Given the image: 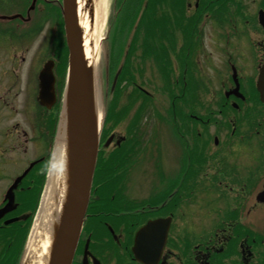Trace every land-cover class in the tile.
Segmentation results:
<instances>
[{"label":"flooded vegetation","instance_id":"1","mask_svg":"<svg viewBox=\"0 0 264 264\" xmlns=\"http://www.w3.org/2000/svg\"><path fill=\"white\" fill-rule=\"evenodd\" d=\"M29 1L30 6L36 1L35 11L38 5L43 8L42 3L54 7L52 12L58 13L60 26L64 20L63 0ZM232 1L203 0L201 6L200 0L198 7L196 2L179 18L169 17L170 38L176 45V51L169 48L172 81H178L177 66L182 61L188 62L195 42L185 24L192 20L195 26L206 10L216 8L214 5L220 2L229 5ZM9 2L14 10L7 5ZM0 6L8 10L0 13L1 185L12 178H7L6 171L20 163L22 154L28 156L26 160L34 154L40 130L38 118L24 119L25 123L29 121L28 132L15 118L21 102L22 68L17 49L21 35L14 25L23 22L22 16L24 20L30 19L20 12L21 0H0ZM248 6L254 9L258 6L256 15L250 13ZM243 7L249 17L245 24H239L242 12L235 13L233 7L224 14L209 17L208 29L214 38L210 44L201 39L197 56L205 53V61L195 71L208 72L216 78L219 75V92L210 94L209 101L214 106L210 118L197 121L202 126L188 121L173 124L175 130L169 135L175 137L176 143L171 144L177 146L167 150L169 155L174 154L170 159L175 157L174 161L166 162L163 180L151 174L146 116L128 118L125 135L119 130L102 132L107 137L101 144L92 194L72 264H264V103L257 87L264 67V26L259 24L264 0H245ZM46 13L50 15L47 8ZM52 36L55 35L49 38ZM213 55H217L218 62ZM142 56L140 53V64ZM241 59L247 63L245 69ZM235 71L238 88L233 80ZM142 74V82L147 84L158 80L149 62ZM137 86L143 90L141 84ZM216 111L221 117L214 118ZM37 160L45 162L44 157H36L28 167ZM36 166L19 185L18 199L25 188L36 185L34 175L42 173L41 167ZM18 176L14 175L10 183ZM13 213L0 223L12 218L8 216ZM169 217V238L161 248L156 220Z\"/></svg>","mask_w":264,"mask_h":264},{"label":"water","instance_id":"2","mask_svg":"<svg viewBox=\"0 0 264 264\" xmlns=\"http://www.w3.org/2000/svg\"><path fill=\"white\" fill-rule=\"evenodd\" d=\"M64 13L71 56H69V81L63 108L64 125L61 121L58 142L62 133V144L66 145L68 156V188L62 210L56 216L48 264L72 262L90 198L99 147L100 127L95 110L94 71L85 60L77 27L76 0H65ZM39 79H41L39 100L43 105L51 108L56 100L52 63L45 66ZM13 189L8 196L9 204L0 211V219L12 209L10 206L14 203ZM13 221H7L6 224ZM158 224L156 223V226ZM164 227L162 236H166L167 227Z\"/></svg>","mask_w":264,"mask_h":264},{"label":"rangeland","instance_id":"3","mask_svg":"<svg viewBox=\"0 0 264 264\" xmlns=\"http://www.w3.org/2000/svg\"><path fill=\"white\" fill-rule=\"evenodd\" d=\"M12 1V0H11ZM14 2H16V0H13ZM42 1V0H40ZM30 2L29 0H21L22 3V7L23 10H21L20 12L23 13L24 16H26V10L29 8L30 6ZM238 2L239 0H233L230 3V8L233 7L234 8V12H238ZM114 3L115 0H108V6H107V16H106V22H105V26L102 30V37L106 38L105 41H102V43L100 44V47L98 49V61H97V67H95L96 69V75H97V95L98 98L99 96H101L102 98H106V102H107V96L109 95V87L111 85V75H108V73L106 72V65L107 63H109V48L112 46V40H107V35H108V29L111 30V32L114 31V29L116 30V28H118L122 21V18H119L116 26H115V21H114V14H115V10H114ZM121 4L126 5V0H121L120 2ZM7 5L10 7V9H15L11 6V2L7 3ZM24 5H26L24 7ZM43 5V14L40 13V6H38L37 11H32L31 14L34 17L33 19L31 18L30 22L27 24L24 23H15L14 28L18 30V34L21 35L20 41H21V45L17 46V49L19 50L20 53H18V60L21 63V74H22V80H20V87H21V94L23 99L26 98V94H29V100L28 103L26 105V107L29 110V113H27L26 111L23 112L22 108H20L18 116L16 117V120L18 122H20L22 124L23 129L27 130V132L29 131L28 129V124L29 121L27 120V123H25V121L23 120V118H31V114L34 113L37 109H38V118L39 120L42 118H45L46 113L45 111H42L40 106L38 105V107L35 104V99H36V90H38V84H37V79H38V72H40L41 69H39L41 67V63L42 60L44 59V51H45V47L47 49L49 41V35L54 34L55 37L57 38V40L63 39V30H60L62 27V21H60V26L58 27V13L56 12L53 13L52 11L55 9L52 6H44ZM7 6V7H8ZM37 6V4H36ZM250 13L252 14L253 12H255L256 15V11H257V7L254 9L252 8V6H248ZM46 8H47V12H49L50 15H48V13H46ZM177 6H173L172 10L176 11ZM8 10L4 7V6H0V13L2 12H7ZM51 12V13H50ZM122 14V13H121ZM254 15V16H255ZM51 17L53 19H51ZM51 20V21H50ZM54 20V22H53ZM13 25V24H12ZM58 28V30H57ZM54 29V32H52V30ZM52 32V33H51ZM51 33V34H50ZM53 40L55 41V39L53 38ZM16 49V50H17ZM117 51V52H116ZM149 52V51H148ZM218 54V53H217ZM162 55L165 58L166 53L163 52ZM162 55L159 53H155L153 55V59H152V66L156 69V73H157V79H159L158 83L161 84V90L160 93L162 95H159L158 97H160V99H156V104L158 105V109L162 115V112L164 110V107H169V103L167 102V99H171L173 97V93H172V83H171V79L169 78L168 73L165 71L167 62L166 60H164V62L162 61ZM114 57L120 58V45L119 46H115V54H113ZM214 56V60L216 62H218V58L217 55H213ZM116 60H112V63H115ZM140 62V59L138 61H136L134 63V65H138V63ZM241 65L243 66V68L245 69V65L247 64L246 62H244V60H240ZM23 65V66H22ZM42 68V67H41ZM248 73H250L248 71ZM185 77V76H184ZM190 75L188 74V78L189 79ZM219 75L218 78L215 77L212 79V81H214V84H212L213 86V90L214 92L217 94L218 88L220 87V80H219ZM182 77L180 76V79ZM59 84L62 82L61 79L59 78L58 80ZM196 93L194 92V89H192V93L190 94V97L193 98L194 95ZM21 95H20V100L22 99ZM119 102V111L122 110V107L125 108L128 104V100L125 96L122 97V99H118ZM21 104L23 105L24 108V104L23 101L21 102ZM35 104V105H34ZM156 105V106H157ZM106 106V105H105ZM104 106V107H105ZM141 108L143 110H145V105L140 104ZM106 108V107H105ZM174 111L173 109L170 110L171 114L174 117ZM54 113H52L51 118H53L55 111H53ZM156 111L153 112H149V115H151L150 117L146 118V125H147V135H148V146L149 148V155L150 156V166H151V173H153V169L155 168V173L158 169L157 166H154V163L156 161H160V166L163 170V166L162 163H164V165H166V162H168V160L170 159L171 155H174L173 153L171 155H169L167 153V150L170 147H176L175 145H172L171 143H176V141H173L174 139H172L168 133L169 130V124L166 120L162 119L161 116H159V114H156ZM196 113L201 114V117L205 116L208 114V112L206 111H198ZM8 114V112H7ZM36 115H34V118ZM146 115L143 114L141 116H139L138 118H143ZM50 118V119H51ZM111 118V117H110ZM128 118V117H125ZM38 120V121H39ZM37 121V125L39 128H42L40 131V134H38L37 137V141H36V149L34 150V154L32 156H30V158L35 159L36 157L42 155L43 153H45L44 150V145H43V139H41L43 137V129H45V127L42 125V122H38ZM165 123V124H164ZM163 124V125H161ZM168 124V125H167ZM35 126V124L33 125ZM31 126V127H33ZM123 128H119V130H122L123 133L125 131V128L127 129V124L123 123V125H120ZM171 127V126H170ZM128 130H130L128 128ZM22 134V132H21ZM40 136V140H38ZM169 140V142H168ZM23 141V136L21 137V142ZM24 144V143H23ZM40 149V152H39ZM161 151V155L163 152V158L162 156L159 154V152ZM159 156H161L159 158ZM26 157H28L27 155L22 154L21 158L19 160V164H17L16 166H10V168L6 171V174L8 175L7 178H9L10 176L18 173L21 170V167L24 166V160L26 159ZM174 157L173 156L170 160L173 159L174 161ZM27 161V160H26ZM175 162H173L174 165ZM176 165H174L175 167ZM8 183V179L3 181L0 185V197H1V192L4 190V188H6ZM238 192L240 193V189H238ZM241 194V193H240Z\"/></svg>","mask_w":264,"mask_h":264},{"label":"bare ground","instance_id":"4","mask_svg":"<svg viewBox=\"0 0 264 264\" xmlns=\"http://www.w3.org/2000/svg\"><path fill=\"white\" fill-rule=\"evenodd\" d=\"M76 5L85 58L89 66L95 68L99 56L98 49L103 39L101 34L106 22L108 0H78ZM96 103L100 122L103 116L101 96L99 98L97 96ZM64 118L65 115L62 120L63 125ZM62 139L61 133L48 177L47 188L44 191L43 203L27 246L26 264H48V253L54 235L56 216L62 210V203L68 188L67 147L62 144Z\"/></svg>","mask_w":264,"mask_h":264},{"label":"trees","instance_id":"5","mask_svg":"<svg viewBox=\"0 0 264 264\" xmlns=\"http://www.w3.org/2000/svg\"><path fill=\"white\" fill-rule=\"evenodd\" d=\"M136 13V12H135ZM136 20V18H135ZM134 20V21H135ZM136 40H138V33H136ZM134 41L137 43L138 41ZM122 75V81L126 79L127 75V69L126 66L123 68V73ZM41 176L39 178H36L37 180V185L34 187L36 193V198L39 197L42 188H43V183H44V177L40 180ZM37 199L34 201H31L29 198L26 200L24 210L26 209H31L32 216L36 210L37 206ZM31 222V220H30ZM30 222L25 224L23 226L22 223H17L9 228L2 229L0 230V244H4V247L2 248V252L0 254V260H3L0 262V264H17L20 254L22 253L23 250V245L25 243L28 230H29V225Z\"/></svg>","mask_w":264,"mask_h":264}]
</instances>
